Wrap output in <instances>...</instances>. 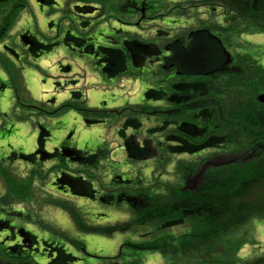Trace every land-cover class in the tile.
I'll return each instance as SVG.
<instances>
[{
  "label": "rangeland",
  "instance_id": "374dc122",
  "mask_svg": "<svg viewBox=\"0 0 264 264\" xmlns=\"http://www.w3.org/2000/svg\"><path fill=\"white\" fill-rule=\"evenodd\" d=\"M52 1V3L40 5L36 0H26L27 8L20 12L14 26L7 35L8 37L0 43V50H2L3 55L0 56L2 58L8 55L4 53L3 46L14 50L16 58L12 56L13 58L11 57L10 61L6 59L9 65L12 66L15 76H21L20 78L22 79V84H18L19 98H16V93L12 88L14 85L8 78L6 70L0 64V81H4L2 86L4 87L3 89L6 88L0 92V128H4L0 132V147H11L26 156L34 152H31L34 143L36 145H34L35 148L37 147L41 128L50 133V137H48L47 141L45 139L43 143L45 148L55 149L56 146H49L47 142L66 138L72 132L73 135L68 140L69 146L71 145L73 148L77 147L78 151L83 150L89 154L93 150L99 149L105 156L102 163L99 159H96L97 164L101 165L98 171L95 167L91 169L89 166L71 164L69 169H72L74 176H81L82 178L84 176V178L90 179L93 185L98 188L100 187L105 192L111 175L106 177L104 172L110 169L113 172L112 174L123 175L125 179H130L126 185L127 187L124 188L126 195H134L138 191H141L146 195L160 196L166 194L167 188L181 187V190L187 179L183 181L181 177L176 176L173 172V166L181 161L193 162L198 167L200 164H202L200 165L202 167L208 162L220 164V167H224L225 165L234 164H225L227 161L235 160L236 162H240V164H246L250 160H253L252 156L254 153L252 151L247 150L245 152V150L244 152L236 153L233 151L237 147L245 149L248 146L251 138L249 133H264V130H253L250 128L251 125L241 123L236 117L232 118L227 113L222 117L226 122L225 125L218 126L225 131L237 133L235 136L240 139L239 145H236L237 147L229 146L225 151L210 149L201 153L200 156L197 155L192 158L185 153L173 155L168 153L169 146L172 145H168L164 137L173 130L171 127L167 128L168 121H176V118L174 116V118H167L166 111H177L178 107L169 104L165 100L162 101V99L154 100L152 96L147 95L150 91H156L158 90L156 88H162L161 86L165 84L164 74L155 66L156 63L146 65V67L140 70L138 75L136 72L133 73L136 67L133 64L132 58L126 62L129 69L128 73L117 78H106L96 71L89 56L76 54L69 46L64 45L68 43L72 45V48L77 45L75 41L67 39L68 34L74 39H84L85 35L88 34L89 39H91L88 43H98L100 46L110 48L109 44L101 36L109 37L111 35L109 34L111 33L109 32V21L115 18L111 14L112 10L125 0H112L103 6V14L98 13V17L99 15L103 17L102 21L105 22L103 24L107 26L105 33L102 28L103 25H97L96 23L86 27L74 15L73 8L75 5L83 4H73L66 0ZM167 1L162 0L161 6L172 7V10L169 12H171L172 18H174L173 21L178 23L175 30L171 26H168V28H172V31H170L171 35H182L185 37L187 32L206 28L210 24L224 25V21L221 19L222 10L219 7L213 5L204 6L200 4V0H183L182 2L186 4H184L185 6L179 4L172 6ZM97 7L99 8L98 4ZM10 8L11 4L0 9V21L4 15L9 13ZM164 9L165 7L162 11ZM166 14L169 15L170 13ZM120 17L123 18L121 21L125 24L118 29L126 33L124 37L127 41L133 39L139 43H141L140 41L154 43L156 41L154 40L155 34L153 31H164V28H166H158V26L162 27V19L160 17L152 21L143 20L141 23L135 19H130L126 15H120ZM50 24H52V27H49ZM244 28L245 26L241 25L238 31H243ZM24 33L31 38L34 36L37 43L41 45H54L50 51H46L40 58L32 57L20 42V36ZM231 37L230 44H224V46H228L227 50L230 55L236 57L245 55L253 58L264 69V34H247L243 32ZM157 40H159L157 42L158 45L165 42L163 39ZM112 58L113 60L110 62V65L115 60V64L117 65L115 71L116 73L120 72L122 70L120 68L124 64H119L116 55L114 56L113 54ZM246 65L243 64L240 68L242 71L246 70L245 72H248ZM67 66L70 67V71L62 73L61 68H66ZM245 72L243 76H240L243 77L241 79L236 75H232V77H228L229 79L227 76H224L221 79L214 78L213 80H209L212 85V90L210 89V91L215 94H218L217 92L222 93L221 96L223 95L224 97L222 101H216L215 103L222 104L225 109L229 107L234 111L246 102H253V93L246 91V88H248L246 85L247 82H252L257 77L254 76L253 72L251 75ZM172 83L173 80H170L165 85L168 86ZM166 86H163L162 89L167 93ZM73 92L83 94L84 100H81L78 106L86 111L92 110L91 113L83 116L76 110L62 109L63 106L71 101V94ZM101 94L104 98L99 100L98 97ZM86 97L89 99L88 101L85 99ZM49 100H53V102L46 103ZM108 101L112 104H109ZM102 102L106 103L103 107H101ZM35 106H42L47 112L43 114L38 113L35 110ZM212 108V111L217 114L216 107L212 106ZM96 110H102V112L99 113ZM49 111L51 112L48 113ZM97 113L101 116L93 118ZM4 114L7 116H3ZM177 116L178 114H176ZM84 119H95L100 123L86 126L83 121ZM8 122L12 126L14 125L13 129L11 125L7 126L6 123ZM217 123L220 122L217 120ZM240 126L245 129V134L239 131L238 128ZM158 127H162L163 129L157 130ZM121 131L125 136L121 135ZM130 136L135 137L140 148L143 147L144 141L147 139L151 140L153 148L158 153H161L163 157H166L167 164H159L158 166L157 162L152 159L136 160L130 157L125 147V139ZM261 158L264 159V155L260 156ZM52 167H55V169L59 168L58 161L52 160L44 163L42 167L38 166L37 168L39 169L33 170L34 167H31L29 170V173L35 175L37 179H35L33 188H31L33 189L34 197L32 194V199L29 200L34 211L32 218V222L36 227L34 232L40 237L49 233L50 237H56L63 241L69 254L73 257H80L82 260L80 264H94L92 259L97 257H115L118 255L122 244L132 239L138 240L140 234L151 232L152 228L149 229L147 227L140 228L136 236L133 231L127 233L118 231V233L107 236L84 234L76 231L75 226L64 210L47 204L50 199L54 201L63 199L66 202L74 204L89 225L94 227L97 225L107 227V225L113 226L118 223H127L133 219V214L129 208L122 205L102 209L96 205V202L77 200L72 196L64 194L58 196L56 191L49 185L53 173H55ZM20 173L26 174L25 171H21ZM201 180L202 178L199 180L197 187L201 184ZM131 181L132 183H130ZM259 193L263 192L259 191ZM35 195H37V199H35ZM24 205L26 204L24 203ZM91 212H101L102 217L99 218L101 219V223L95 222L96 219L93 220L94 216L91 215ZM183 229L181 227H174L169 232L178 234ZM257 234L264 238V216L252 219L248 225L240 228L235 236L231 238L237 242L244 241L241 247H244L243 245H247L249 249L255 247L248 256H240L241 258L260 257L264 254V250L261 251L257 248L256 237L259 238ZM67 236L73 240L82 242L84 248L80 249L75 244L73 245ZM222 250L223 247L220 244L217 249L210 248L207 250L209 252L204 253L200 257L207 259L209 257L208 254H210L216 259H224L225 254H223L224 250ZM204 251L206 252V250ZM141 262L143 264H167L165 258H162L157 252L144 253ZM179 264H186V261H180Z\"/></svg>",
  "mask_w": 264,
  "mask_h": 264
},
{
  "label": "trees",
  "instance_id": "16d2710c",
  "mask_svg": "<svg viewBox=\"0 0 264 264\" xmlns=\"http://www.w3.org/2000/svg\"><path fill=\"white\" fill-rule=\"evenodd\" d=\"M66 1L83 5L97 6L98 4L104 12L103 6L112 0ZM9 4H11L9 13L4 15L0 21V43L8 37L7 35L20 12L27 8L26 0H0V9ZM200 4L221 8L224 25L210 24L201 31L212 32L224 52L228 47L224 44H230L231 36L235 34L243 32L264 34V0H200ZM157 8L156 13L163 12L164 7L159 6ZM241 25L245 28L243 31H238ZM67 39L75 40L76 43L80 40L72 38L69 34ZM143 43L141 41V44ZM148 46L153 45L148 44ZM44 47L49 49L53 45L49 44ZM224 54L226 55V52ZM0 55H2L1 51ZM7 59L0 56V64L6 70L8 78L14 85L12 88L16 96L19 97L18 84H22V79L21 76H15ZM105 60L110 64L113 58L110 55ZM228 60H231L230 64L227 63ZM243 64H248L246 65L248 72L241 70L240 66ZM217 66L221 67L214 69L210 73L211 75H208L209 77H199V80L201 79L199 84L183 85V94L190 95V100L183 104L177 113L176 121L178 122L175 124L177 127H174L164 137L168 145H172L169 146L168 153L172 155L185 153L192 158L197 155L200 156L201 153L210 149L225 151L229 146L239 145L240 139L235 136L237 133L225 131L218 126L225 125L226 122L222 119L225 113L230 114L232 118L236 117L241 123L251 125L250 128L253 130H264V105L258 100L259 97L264 96V69L258 65L256 60L245 55L238 57L230 55L229 59H225V62H221V65ZM244 72L250 75L253 72L254 76L257 77L252 82H247L246 85L248 86L246 91L253 93V102H246L234 111L229 107L225 109L222 104L215 103L222 101L224 97L221 96L222 93L217 92L218 94H215L210 91L212 85L209 80L221 79L224 76L228 78L232 75L241 79L243 77L240 76H243ZM183 78L188 80L191 77ZM175 87L177 88V86ZM163 94L162 90H153L147 95L156 100L163 99ZM78 95L79 98L77 99ZM74 97V100H71L62 109L76 110L83 116L91 113L92 110L86 111L78 106L82 100L80 92L74 93ZM212 106L216 107L217 114L212 111ZM217 120L220 123H217ZM161 129L163 128H157V130ZM238 129L242 134L246 133L243 127L240 126ZM120 133L125 136L122 131ZM249 134L251 138L248 146L245 149L236 146L237 148L233 152L252 151L254 153L253 160L246 164L236 162V164L225 165L224 167L206 168L201 184L192 192L181 191V187L167 188L166 194L160 196L146 195L140 191V195L136 197L137 203L129 206L133 219L127 223L94 227L87 223V220L74 204L66 201H54L53 199H50L47 204L64 210L76 230L84 234L107 236L118 233V231L121 233L133 231L136 236L140 228H152L151 232L140 234L138 240L132 239L121 245L119 253L114 259H121L122 264H143L141 262L143 254L152 252H157L162 258H165L167 264H179L180 261H186V264H264V254L260 257H238V251L244 241L237 242L231 239L240 228L248 225L252 219L264 216V159H260V156L264 155V133L251 132ZM125 141L126 151L130 157L136 160L152 159L157 162L158 166L159 164H167L166 157H163L153 148L151 140L144 141L142 148L134 136L126 138ZM95 152L101 154V161L104 160L105 156L101 150L96 149ZM93 157L90 158V161H93ZM200 165L198 167L193 162L181 161L173 166V172L185 181L198 172ZM29 178L30 183L28 182L26 185L24 182L16 181L11 177L8 179L1 178L0 182L4 186L6 185L7 189L18 191L20 194L19 189L27 192L28 188H33L35 175L30 173ZM259 191L263 193H259ZM32 194L34 197V192ZM174 227L184 229L178 234H172L169 230ZM68 238L73 245L75 244L80 249L84 248L82 242ZM220 244L224 250H222L225 254L224 259H216L210 254H208L207 259L200 257L209 252L207 250L210 248L217 249Z\"/></svg>",
  "mask_w": 264,
  "mask_h": 264
},
{
  "label": "flooded vegetation",
  "instance_id": "af4514ba",
  "mask_svg": "<svg viewBox=\"0 0 264 264\" xmlns=\"http://www.w3.org/2000/svg\"><path fill=\"white\" fill-rule=\"evenodd\" d=\"M162 3H163L162 0L160 1L159 0H135V1L125 0L124 2L120 3L119 6L113 8L111 14H113L116 19L114 18L112 21H109L110 22L109 32H111L109 34L111 35L109 37L101 36L102 39H105L106 43L109 44L110 48L100 46L98 43H94V44L88 43V41L91 40L89 39L88 34L85 35L84 39H80L79 41H77L76 43L77 45L74 48H72V45L68 43L64 45L69 46L70 49L76 54L79 53V55L89 56L96 71L101 73L106 78H109V75L110 76L114 75L113 77L117 78L119 76H122L123 74L128 73L129 69L126 62L128 60H131L132 58H133V64H135L136 67V70L133 73L136 72V74L138 75L140 73V70L146 67V65L156 63L155 66L158 67L160 72L162 71L164 74V83L166 84L170 80H173L172 84H169L168 86H166L167 84L163 85L167 87V93L162 89L163 86H161L162 88L156 86L158 87L156 89L162 90V92L164 93L163 94L164 98L162 99V101L165 100L169 104L178 107L177 111H172V110L166 111V117L167 118L169 117L170 119L174 117L176 118V114L180 111L179 110L180 107L183 106V104L188 103L190 100V95L187 96L183 94V90H184L183 85H189V84L194 85V83L199 84L198 82L201 80V79L199 80V77L208 76L209 72L206 75L187 76L185 74L181 75L177 73L176 68L174 67H164L165 62H163V59L165 57L171 56L172 53L177 49L182 50L187 48L188 44L192 41L191 39L192 33H195L197 31L202 32L201 30H204V28L197 31H189L186 33L185 37L182 35H171L170 31H172V28L175 30V28L178 26V23L173 21L174 18H172L171 12H169L172 10V7L168 6L167 8L166 6H164L165 9L163 13L161 12L156 13V10L158 9L157 7L161 6L160 4ZM86 5L96 8L97 11H95L92 14H86V15H82L81 13L74 12V15L77 18H79L81 22H83V25H85L86 27L96 23L97 25H104L103 23L105 22L102 21L103 17H101L100 15L98 17V13L103 14V12L100 10L101 8L100 7L98 8L97 6L91 4H86ZM86 5H78V6L82 7ZM166 13H170V14L167 15ZM120 15H126L130 19L132 18L135 19L136 21H140L139 23H141L143 20L152 21L153 19L160 17L162 19L161 22L162 27L158 26V28L160 29L164 27L166 28H164L165 29L164 31H158V30L153 31L155 34L154 40L156 41L154 43L153 42L146 43L143 41L144 43L142 42L143 44H141L137 41H134L133 39L127 41L124 37V34L126 33H123L121 29H118L120 26L125 24L121 21L123 20V18H121ZM163 15L165 16L162 17ZM221 17H222L221 19L223 20L222 15ZM165 20H168L169 22L166 23ZM168 26H171L172 28H168ZM204 32H207L211 38L216 39L213 36L212 32L206 30ZM33 38L35 37L33 36ZM157 39H163L165 40V42L162 43L161 45H158L157 42H159V40ZM202 40L208 45L206 40L204 39ZM139 44H141L142 47ZM148 44L153 46H148ZM38 45L41 47L45 46V44L41 45L40 43H38ZM25 48L27 49V52L30 54L28 47L25 46ZM3 50L5 51V52L3 51L4 53L8 54L7 55L8 57L6 55L5 57L8 58L10 61V58L13 56L11 55L10 52L11 51L14 52V50L4 46H3ZM45 52L46 51L40 50L38 52H35L34 54L37 56V58H40L42 55H44ZM225 52L229 59L230 57L229 51L225 49ZM113 54L114 56L116 55L118 57V61L120 65L124 64L122 68H120L122 70L117 73L115 71L117 66L115 64L116 63L115 60L113 61V63H111V65L108 64V62L105 60L106 57L110 55L113 56ZM227 63L230 64L231 60H228ZM104 67L105 68L107 67L106 69L107 72L104 71ZM183 77H187V78L191 77V80L189 79L184 80ZM3 82H4L3 80L0 81V92L6 89V88L5 89L2 88ZM175 86H177V88ZM192 88L194 89V86ZM81 96H83L82 93ZM174 96L175 98H173ZM77 97L79 98V95ZM16 98L19 97L16 96ZM81 99L84 100L83 97ZM71 100L74 99L71 98ZM52 102L53 100L46 101V103H52ZM105 105L106 103L104 102L101 103V107ZM35 107H36L35 110L38 113L43 114L47 112L44 108H42V106H35ZM102 110H96V112L101 113ZM50 112L51 111H49L48 113ZM99 113L95 114L93 118L100 117L101 115ZM3 116L6 117L7 115L4 114ZM85 120L86 119L83 120L84 124H85ZM86 121H90V122L96 121L97 123L95 124L100 123L98 120L95 119H91V120L89 119ZM168 122L169 124L167 128L177 127L175 124H177L178 121H168ZM6 124L7 126L11 125L9 122ZM85 125L91 126L87 124ZM11 128L13 129L14 125L13 126L11 125ZM3 130L4 128H0V132ZM39 134H44V138H42L43 140H40L42 143L45 142V139L47 141L48 137H50V133L46 132L43 128L40 129ZM70 134L73 135L72 132ZM68 136L66 138H59V140L57 141L54 139L55 142H57L55 149L49 147L45 148V146L42 144L47 154L55 155L54 157L44 162L39 160L38 155L37 156L33 155L37 151V149H39L38 145L35 148L36 146L35 143H34L35 146L33 145L31 151L34 152L26 156L22 155V153H19V151L11 147H6V148L0 147V180H2L1 178L8 179L9 177H11L16 181L18 180L19 182L21 181L24 182V184L26 185L28 182L30 183L29 170L31 167H34L33 170L39 169L37 168L38 166L42 167L44 163L52 160H56L58 161L60 167L57 169L52 167L53 172L55 171V173H53L52 180L50 181L49 185L51 186V188H53L56 191L58 196L64 194L67 196H72L73 198L81 201L85 200V201H92L93 203L96 202V205L102 209L114 208L117 207L118 205L126 206L127 208H129V206L132 205L133 203H137L136 197L140 195L139 191L134 195H126L124 191V188L127 187L126 185L130 181V179L128 178L125 179L123 175L112 174L113 172H111L110 169L104 172V175L106 177H109V175H111L107 184L108 187L105 188V192H103V190H101L100 187L98 188L97 186L93 185L90 179L84 178V176L83 178L81 176L78 177L74 176V173H72V169L71 170L69 169V166H71V164L89 166L91 169L95 167V169L98 171L101 165L97 164L96 159L100 160L101 154L99 155V153H96L94 150L90 154L87 153L86 151L81 150L79 151L78 154L82 158V163L69 162L67 159L59 155L61 148L64 147L73 148L71 145L69 146L68 144V140L71 139V137L68 138ZM74 149L77 150V147L76 148L74 147ZM92 155H94V157ZM27 156L28 159L24 160V158ZM91 157H93V161H90ZM103 161L104 160H102L101 163ZM21 171H25L26 174L24 175L21 174L20 173ZM62 172L67 173L68 175L73 176L74 178H80L81 180H85L87 185L90 187L89 194L92 195V198H84V197L79 198L73 196L70 194L69 189L66 187H63L61 191L58 190V188L53 185V182L57 178H60V173ZM130 183H132V181ZM19 193L20 194H18V191L7 189L6 185L4 186L0 182V264H73V263L80 264L82 261L80 257L79 256L73 257L71 254H69L66 249V244L60 239L56 237H50L49 233L41 237L36 235V233L34 232L36 227L32 222V218L34 215L33 206L29 202V200L32 199L33 189L28 188L27 192H23L22 190L19 189ZM22 195L25 196L23 197ZM48 195L50 194L48 193ZM36 196L37 195H35V199H37ZM59 200L61 202L64 201L63 199H59ZM24 203L26 205H24ZM91 215L94 216L93 220L96 219L95 222L101 223V219H99L102 217L101 212H95V213L91 212ZM92 260L94 264L123 263L121 259H114V257H108V258L97 257Z\"/></svg>",
  "mask_w": 264,
  "mask_h": 264
},
{
  "label": "water",
  "instance_id": "95a60500",
  "mask_svg": "<svg viewBox=\"0 0 264 264\" xmlns=\"http://www.w3.org/2000/svg\"><path fill=\"white\" fill-rule=\"evenodd\" d=\"M36 2L40 5L46 4V3H52V0H36ZM74 12L81 13L82 15L86 14H92L95 11H97L96 8L86 5V6H78L75 5L73 8ZM49 27H52V24L49 25ZM192 41L188 44L187 48L185 49H177L172 53L171 56H167L163 59V62H165L164 67H174L176 68L177 73L179 74H185V75H193V76H199V75H206L210 74V72H213L214 69H218L221 66V62H225V59H228L227 54L225 55L224 50L221 48L219 42L211 38L210 35L207 32H195L191 35ZM206 40L208 45L202 40ZM20 42L28 47V50L32 57L37 56L34 54L38 51H49L46 47L38 46V43L35 38L29 37L27 34H21L20 36ZM141 46V44H139ZM142 47V46H141ZM6 49V48H4ZM11 55H13L16 58V55L13 51L10 52ZM88 54V53H87ZM105 62V61H104ZM106 63V62H105ZM107 67H104V71L107 72ZM70 71V67L67 66L66 68H61L62 73H67ZM114 75H109V78L113 77ZM4 88V87H2ZM71 98L74 97V92L71 94ZM78 99V97H77ZM259 102H262L264 105V96H261L258 98ZM97 123L96 121H86L85 124L91 125ZM72 134L68 136V138L71 137ZM44 134H39V138L37 140V145L39 146V149L33 154L38 155L39 160L44 162L49 160L50 158L54 157V154H47L44 150L43 143L40 140H43ZM126 147V145H125ZM79 151L74 148H68L64 147L60 149L59 155H61L63 158L67 159L69 162H76V163H82V158L78 154ZM28 156L24 158V160H27ZM236 161H230L226 162L225 164L229 163H235ZM223 164V165H225ZM220 166V164H213V163H205L200 169L199 172L194 174L193 177L188 178L185 182L184 187H182V190H188L193 191L194 188L197 187L199 184V180L203 178L204 170L208 167H216ZM53 185L58 188V190L61 191L63 187H66L69 189V192L71 195L79 197V198H92V195L89 194L90 187L87 185L85 180H81L80 178H74L73 176L68 175L67 173H60V178H57Z\"/></svg>",
  "mask_w": 264,
  "mask_h": 264
},
{
  "label": "crops",
  "instance_id": "0c3cea01",
  "mask_svg": "<svg viewBox=\"0 0 264 264\" xmlns=\"http://www.w3.org/2000/svg\"><path fill=\"white\" fill-rule=\"evenodd\" d=\"M183 0H168L167 2L170 4V5H172V6H174V5H176V4H179V5H183V6H185L186 4L185 3H183L182 2ZM185 4V5H184ZM165 22L167 23V22H169L168 20H165ZM102 28H103V31L104 32H106L107 31V26H105V25H103L102 26ZM99 100H101V98H104V96L101 94V95H99ZM87 101L89 100L87 97L85 98ZM109 102V104H112L110 101H108ZM34 135V134H33ZM49 143V146H51V145H54V146H56L57 144V142H55V141H49L48 142ZM53 143H55V144H53ZM258 235V237L259 238H257L256 237V244L258 245V250H264V249H262L263 247H264V238L261 236L260 237V235L259 234H257ZM244 247H241L240 248V250H239V253H238V257H243V256H248L250 253H251V251H252V249H255V247H253V248H248V246L247 245H243ZM257 248H256V250H257Z\"/></svg>",
  "mask_w": 264,
  "mask_h": 264
}]
</instances>
